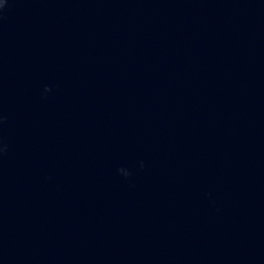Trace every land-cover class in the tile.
Listing matches in <instances>:
<instances>
[{
  "label": "clouds",
  "instance_id": "9594fccd",
  "mask_svg": "<svg viewBox=\"0 0 264 264\" xmlns=\"http://www.w3.org/2000/svg\"><path fill=\"white\" fill-rule=\"evenodd\" d=\"M4 7V5L3 4H0V9H2Z\"/></svg>",
  "mask_w": 264,
  "mask_h": 264
}]
</instances>
